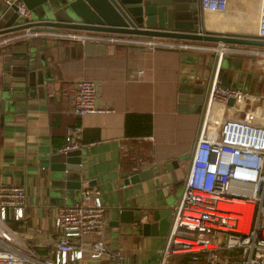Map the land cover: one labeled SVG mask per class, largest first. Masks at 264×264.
Here are the masks:
<instances>
[{
	"label": "crops",
	"instance_id": "0c3cea01",
	"mask_svg": "<svg viewBox=\"0 0 264 264\" xmlns=\"http://www.w3.org/2000/svg\"><path fill=\"white\" fill-rule=\"evenodd\" d=\"M192 4L198 7L197 0ZM257 6V0H228L224 13L206 12L199 7L198 11L206 29L255 34L252 14ZM244 12L250 14L248 19ZM27 36L5 37L0 41V53L18 49L20 37L32 38L38 45L43 41L38 32ZM44 41L48 42L46 38ZM194 43L198 47L149 48L134 43L75 39L74 47L65 54L51 55L46 51L48 65L52 63L50 80L30 94L13 92L7 100L8 108L3 109L0 104V180L24 186V217L14 220L20 226L23 242L40 253L38 245L43 246L47 239L55 237L52 220L56 207L78 200L87 181L99 190L107 220L105 240L112 248L121 247L123 264H132L133 258L142 264L158 263V250L165 235H144L137 229L125 232L114 222L120 209H130L141 220H150L153 208H172L180 195L173 196V192L181 187L186 174L183 155L197 138L201 121L190 103L199 99L198 90L207 82L211 52L206 47L211 43ZM236 53L242 55L230 57L229 52L226 59L241 60L239 69L243 73L232 81L252 89L250 78L254 73L264 80V56ZM244 55L252 56L253 60ZM78 78L95 83V105L110 111L80 117L71 112L67 89ZM251 91L252 97L231 109L212 103L210 116L218 119L236 116L243 103L248 106L246 110L264 113V91L256 87ZM127 112L149 113L151 133L126 136L123 122ZM77 122L81 124L84 143L74 155L77 172L63 185L64 194L51 192L48 189L51 155L63 143L66 127ZM157 166H160L158 176L122 182L132 172ZM68 264L115 263L83 260Z\"/></svg>",
	"mask_w": 264,
	"mask_h": 264
},
{
	"label": "built area",
	"instance_id": "2783aa9c",
	"mask_svg": "<svg viewBox=\"0 0 264 264\" xmlns=\"http://www.w3.org/2000/svg\"><path fill=\"white\" fill-rule=\"evenodd\" d=\"M15 4V12L27 14L22 0H3ZM253 12L255 34L264 38V0H257ZM206 12L224 13L228 0H197ZM248 16V13H246ZM249 17V16H248ZM30 33H24L28 35ZM70 39L108 40L151 47H198L195 43L169 39H140L101 33L70 32ZM219 58L229 52L264 56V47H227L222 42L206 45ZM249 47V46H247ZM141 73L142 70H138ZM71 112L76 116L103 113L109 108L95 105L96 85L92 80L76 79L67 89ZM228 97L232 104L227 105ZM252 97L247 91L220 84L213 77L201 117L182 189L172 206V218L159 248V261L165 264L171 254L208 252L206 264H264V113L240 110L236 116L218 119L210 116L217 102L231 109ZM81 124L68 125L58 151L80 150ZM25 189L21 184L0 180V264H68L76 261L121 264L120 246L112 248L105 240L107 220L99 190L85 181L80 198L56 207L53 226L56 234L34 251L6 225V219L24 217ZM216 238H219L218 241ZM220 249H235L236 255H219Z\"/></svg>",
	"mask_w": 264,
	"mask_h": 264
},
{
	"label": "water",
	"instance_id": "95a60500",
	"mask_svg": "<svg viewBox=\"0 0 264 264\" xmlns=\"http://www.w3.org/2000/svg\"><path fill=\"white\" fill-rule=\"evenodd\" d=\"M193 1L195 0H22L27 14L21 17L15 12L14 3L7 5L0 0V41L7 36L10 38L32 32L40 33L43 39L38 45L32 38H27L28 36L20 37L16 43L18 49L0 53L2 108H8L7 100L13 96V92L30 94L38 85H44L51 79L52 63L48 65L49 59L45 57L47 52L56 55L74 47L75 39H69L61 34L101 33L140 39L180 40L183 43L222 42L227 47H264V38L256 34L213 31L202 27L198 7L192 4ZM45 38L48 42L44 41ZM228 55L232 57L242 54L230 52ZM223 56L219 58L217 52H210L207 82L198 90L200 94L196 100L200 103V117L205 109L213 77L215 76V80L222 85L232 86L236 83L232 78H237L239 73H243V70L239 69L241 60L227 61ZM246 56L250 61L253 60L252 56L244 55ZM226 104H232L231 97L227 98ZM195 141L196 139L191 149L183 155L186 159L185 173ZM76 151H56L51 155L49 191L63 192L65 182L68 183L71 175L76 174L74 168ZM159 173L160 166L146 167L128 174L122 182H134L158 176ZM182 182L183 179L181 189ZM150 217V220H141L140 216L134 215L130 209H120L114 225L125 232L137 229L144 235L148 233L165 235L172 218V208H153Z\"/></svg>",
	"mask_w": 264,
	"mask_h": 264
},
{
	"label": "trees",
	"instance_id": "16d2710c",
	"mask_svg": "<svg viewBox=\"0 0 264 264\" xmlns=\"http://www.w3.org/2000/svg\"><path fill=\"white\" fill-rule=\"evenodd\" d=\"M126 136H144L151 133V115L149 113L127 112L123 122ZM235 249H220L219 255L227 254L230 258L235 254ZM175 264H206L208 252H197L191 257L190 254H177ZM170 264V263H169Z\"/></svg>",
	"mask_w": 264,
	"mask_h": 264
},
{
	"label": "rangeland",
	"instance_id": "374dc122",
	"mask_svg": "<svg viewBox=\"0 0 264 264\" xmlns=\"http://www.w3.org/2000/svg\"><path fill=\"white\" fill-rule=\"evenodd\" d=\"M211 13H214V12H211ZM247 12H244V16H245V18H247V14H246ZM215 14H218V13H215ZM248 16H250V14L248 13ZM248 19V18H247ZM224 59H226V57H227V54H225L224 56ZM259 73H261V70H259ZM250 82H251V85H252V89H247V86L245 85V84H243V83H235L234 85H232L233 87H236V88H240L241 90H243V91H247V92H250V93H252L253 91H251V90H253L254 89V87H256V89L257 90H259V89H261V91H264V88L262 89V88H260V86H263L264 87V80L263 79H261V78H259L258 77V75L256 74L255 75V73L253 74V76L250 78ZM255 81V82H254ZM253 83V84H252ZM253 85H254V87H253ZM259 88V89H258ZM214 104V103H213ZM187 105V104H186ZM190 106H191V108L193 109V111H194V113H197V114H199V110H200V103L199 102H194V103H190ZM189 106V107H190ZM235 107V106H234ZM241 110H246V109H248V106L245 104V103H243L242 105H241V108H240ZM200 115V114H199ZM180 189H181V187H176L175 189H174V192H173V196H176V195H178L179 193H180ZM6 225L10 228V229H12L17 235H20L21 234V231H20V226L18 225V224H16L15 223V221L14 220H11V219H6ZM218 241H220V239L219 238H216ZM30 246V245H29ZM31 248H33L34 249V251H36V249L34 248V247H32V246H30ZM36 252H38V251H36ZM134 259V261H132V264H142V263H140L137 259H135V258H133ZM167 260L169 261L168 263L166 262L165 264H175L176 262H177V260H178V255L177 254H171V255H168L167 256ZM122 264L124 263L123 261L121 262ZM148 263H150V261H148Z\"/></svg>",
	"mask_w": 264,
	"mask_h": 264
}]
</instances>
